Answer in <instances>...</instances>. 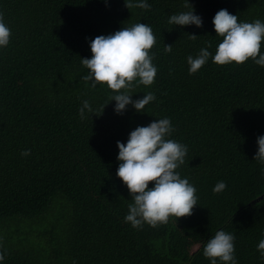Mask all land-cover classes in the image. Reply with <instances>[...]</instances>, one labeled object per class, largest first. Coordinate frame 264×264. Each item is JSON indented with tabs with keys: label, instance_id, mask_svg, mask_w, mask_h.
<instances>
[{
	"label": "trees",
	"instance_id": "1",
	"mask_svg": "<svg viewBox=\"0 0 264 264\" xmlns=\"http://www.w3.org/2000/svg\"><path fill=\"white\" fill-rule=\"evenodd\" d=\"M148 3L145 10L128 9L125 0H0L12 33L0 49L3 264H211L203 248L221 229L236 234L239 264H264L257 249L264 239V164L254 160L264 135V67L251 58L220 65L210 57L190 74L187 62L208 44L215 54L220 9L242 21L264 20V0H191L202 28L168 23L171 14L192 10L185 0ZM138 22L153 28L158 73L151 86L132 89L133 99L148 92L157 99L145 112L129 105L117 114L115 90L84 81L89 70L81 57L92 56L89 39ZM84 100L95 114L82 119ZM164 117L174 126L169 138L188 146L177 171L195 185L199 204L190 216L133 228L124 220L133 201L116 175L117 141ZM221 180L227 188L216 193ZM59 198L66 223L49 221L36 233L45 243L37 242L28 221L55 217Z\"/></svg>",
	"mask_w": 264,
	"mask_h": 264
},
{
	"label": "clouds",
	"instance_id": "2",
	"mask_svg": "<svg viewBox=\"0 0 264 264\" xmlns=\"http://www.w3.org/2000/svg\"><path fill=\"white\" fill-rule=\"evenodd\" d=\"M191 4L192 10L171 14L168 23L175 26L195 25L203 27V18L196 14L191 0H185V7ZM128 9L138 7L148 10L152 6L148 0H125ZM216 35L222 37L213 55L209 51L211 44L200 48L196 56L189 55V73L194 74L204 66L211 57L220 65L235 62L243 64L249 58L264 67V20L242 21L237 14L228 9H220L213 17ZM11 28L5 22L4 13L0 11V49L10 44ZM197 35L191 34L195 40ZM91 58H82V64L89 70L82 79L91 82V87L107 84L116 94L115 111L124 114L128 106L138 112H145V106L157 99L154 92L146 93L142 98L133 99L132 89L137 85L151 86L156 79L158 67L153 62L155 53L150 50L156 44L153 28L147 23L138 22L123 27L114 33L98 35L89 39ZM165 52L171 53L172 44L165 43ZM122 90V91H121ZM82 119L87 114H95L91 103L84 100L79 109ZM174 131L168 117L153 120L146 126H137L129 134L127 142L117 141L119 148V167L116 175L122 179L131 194L129 211L124 217L133 228H142L145 223L157 227L167 223L170 217L180 218L193 214L198 205L197 188L189 179L177 171L188 154V146L170 139ZM258 152L254 160L264 164V135L258 137ZM26 149L24 156L30 155ZM150 182H154L150 186ZM227 188L226 181H219L213 191L222 192ZM236 234L218 230L203 248V255L211 264H239L235 251ZM264 256V239L257 245ZM5 259L0 251V264Z\"/></svg>",
	"mask_w": 264,
	"mask_h": 264
},
{
	"label": "rangeland",
	"instance_id": "3",
	"mask_svg": "<svg viewBox=\"0 0 264 264\" xmlns=\"http://www.w3.org/2000/svg\"><path fill=\"white\" fill-rule=\"evenodd\" d=\"M64 204V198H59L58 199V203H57V206H56V210L55 211H58L57 215L54 217L53 215H51L49 217L48 220H45L43 218V220L41 221H33V218L32 219H29V224L30 226L35 230V234L32 236L37 242H41V243H45L44 241H42V236H40L39 234L36 235V233H41L42 232L40 231L41 229L43 228H48L49 227V221H54V223L58 224L60 227H62L65 223H66V217H68L66 214V211H65V208L62 207V205ZM38 219H41V218H38ZM13 227H15V225H13ZM21 229L24 230V227L21 226ZM48 234H50L48 232ZM197 246L194 247V249L196 248Z\"/></svg>",
	"mask_w": 264,
	"mask_h": 264
}]
</instances>
